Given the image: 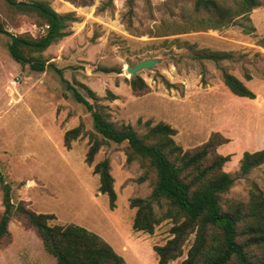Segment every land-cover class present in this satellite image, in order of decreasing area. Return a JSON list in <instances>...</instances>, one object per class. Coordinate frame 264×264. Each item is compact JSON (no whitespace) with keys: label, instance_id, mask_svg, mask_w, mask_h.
<instances>
[{"label":"rangeland","instance_id":"rangeland-1","mask_svg":"<svg viewBox=\"0 0 264 264\" xmlns=\"http://www.w3.org/2000/svg\"><path fill=\"white\" fill-rule=\"evenodd\" d=\"M41 1L57 12L74 11L79 21L71 23L70 35L42 52L50 63L43 72L15 61L7 49L9 37L0 33V170L11 185V201L23 200L35 212L53 213L50 225L75 223L97 233L125 264H157L153 247L171 237L172 222L163 220L151 234L132 228L136 208L130 200L148 197L151 180L140 181L144 169L137 161H126V142L110 141L100 147L91 165L85 162L92 117L69 85L93 102L84 88L89 87L108 105L112 120L129 123L139 132L146 130L147 120L151 125L169 124L183 149L221 133L229 141L217 151L231 156L223 169L236 175L244 151L264 149V47L257 42L264 36V0L250 11L252 33L235 24L164 36L156 34L159 27L188 24L195 0H133L130 17L127 0H112L103 11L99 7L106 0ZM218 1L235 6L239 0ZM0 23L13 34L39 37L46 32L39 15L18 11L7 0H0ZM182 41L195 48L231 51L233 59L218 64L195 59ZM146 57L160 61L138 72L148 88L136 93L126 81L131 77L126 67ZM101 67H115L120 73L103 72ZM221 68L241 79L255 98L233 94L221 80ZM107 91L116 98L108 99ZM79 123L86 133L68 149L63 134ZM105 158L117 194L113 209L107 196L98 192L99 178L93 173L94 165ZM254 185L264 195V164L236 178L227 196L247 200ZM3 209L0 190V214ZM8 230L9 237L0 244V264H56L34 229L21 219L12 218ZM191 239L183 255L168 264H181Z\"/></svg>","mask_w":264,"mask_h":264},{"label":"trees","instance_id":"trees-1","mask_svg":"<svg viewBox=\"0 0 264 264\" xmlns=\"http://www.w3.org/2000/svg\"><path fill=\"white\" fill-rule=\"evenodd\" d=\"M18 11L39 15L46 27L44 35L32 37L29 34H13L0 23V33L9 37L7 49L12 58L22 65H28L36 72L45 71L47 61L42 52L51 44L72 33L70 25L79 21L74 11L57 12L41 0L22 2L7 0ZM106 0L99 7L103 11L111 5ZM128 17L133 13V0H127ZM259 0H239L235 6L218 0H195L193 17L188 24L170 29V25L158 28V36L220 29L231 25H241L245 33H252L254 26L249 22L250 11L259 6ZM192 15V14H190ZM126 17V15H125ZM130 22V19L127 18ZM246 22V23H245ZM248 22V23H247ZM174 41L179 42L178 39ZM258 45L264 47V36L258 39ZM198 60H209L218 64L232 60L234 53L210 48H195L194 44L182 41ZM61 75V70L56 69ZM103 72L120 73L115 67H101ZM250 79L249 74L245 75ZM264 78V72H263ZM65 80V79H64ZM221 80L235 95L255 98L254 92L237 76L221 68ZM66 81V80H65ZM132 91H147L144 79L137 75L126 80ZM68 82V81H66ZM167 86H172L165 80ZM73 89V96L90 112L93 131H90L85 162L91 165L100 147L110 141L126 142V161L139 162L144 169L140 181L151 180L152 189L148 197H134L130 206L136 208L132 228L137 231L153 233L156 225L163 220L172 222L171 237L162 245H155L157 264H168L181 257L184 246L192 236L191 243L181 264H264V195L254 185L247 200L228 197L227 194L236 178L248 174L252 169L264 164V149L253 152L244 151L239 160L236 175L223 169L230 160V154H221L217 148L229 141L219 132H213L202 144L183 149L175 139L176 129L165 122L151 125L146 123L144 132L137 131L131 124L111 119L108 105L100 102V97L89 87L84 86L90 102L81 92ZM107 98L116 96L107 91ZM83 123L67 129L63 134V143H70L85 134ZM93 173L98 175V192L108 198L109 208L116 206L117 194L107 158L97 162ZM0 190L2 205L0 214V244L9 237L8 225L17 217L34 229L42 242L44 250L55 258L56 264H125L124 258L100 235L87 228L68 223L50 225L53 213H38L27 207L25 201L16 204L11 201V185L0 170ZM157 206L160 212L154 209Z\"/></svg>","mask_w":264,"mask_h":264},{"label":"water","instance_id":"water-1","mask_svg":"<svg viewBox=\"0 0 264 264\" xmlns=\"http://www.w3.org/2000/svg\"><path fill=\"white\" fill-rule=\"evenodd\" d=\"M159 61V57H146L137 61L133 65H127L126 71L130 73V76L136 77L139 71L142 69H152Z\"/></svg>","mask_w":264,"mask_h":264},{"label":"built area","instance_id":"built-area-1","mask_svg":"<svg viewBox=\"0 0 264 264\" xmlns=\"http://www.w3.org/2000/svg\"><path fill=\"white\" fill-rule=\"evenodd\" d=\"M48 25H46V27H47Z\"/></svg>","mask_w":264,"mask_h":264}]
</instances>
